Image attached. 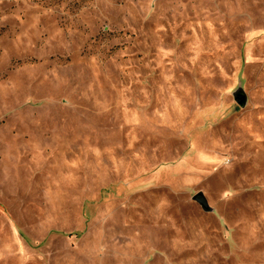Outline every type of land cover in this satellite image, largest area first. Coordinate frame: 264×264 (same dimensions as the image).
I'll list each match as a JSON object with an SVG mask.
<instances>
[{
    "label": "rangeland",
    "instance_id": "rangeland-1",
    "mask_svg": "<svg viewBox=\"0 0 264 264\" xmlns=\"http://www.w3.org/2000/svg\"><path fill=\"white\" fill-rule=\"evenodd\" d=\"M0 264H264V0H0Z\"/></svg>",
    "mask_w": 264,
    "mask_h": 264
},
{
    "label": "water",
    "instance_id": "water-1",
    "mask_svg": "<svg viewBox=\"0 0 264 264\" xmlns=\"http://www.w3.org/2000/svg\"><path fill=\"white\" fill-rule=\"evenodd\" d=\"M236 101H237V103L239 104V105H242V103H243V101H242V99L241 98H237L236 99ZM192 199L194 200V201H196L200 206H201V208H202V210L204 211H208L210 208H209V206H208V202H207V200H205V197H204V195H202V193H196L193 197H192Z\"/></svg>",
    "mask_w": 264,
    "mask_h": 264
}]
</instances>
